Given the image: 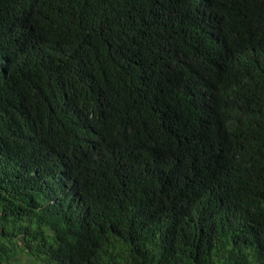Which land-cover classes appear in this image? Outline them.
<instances>
[{"label":"trees","instance_id":"16d2710c","mask_svg":"<svg viewBox=\"0 0 264 264\" xmlns=\"http://www.w3.org/2000/svg\"><path fill=\"white\" fill-rule=\"evenodd\" d=\"M264 264V0H0V264Z\"/></svg>","mask_w":264,"mask_h":264},{"label":"rangeland","instance_id":"374dc122","mask_svg":"<svg viewBox=\"0 0 264 264\" xmlns=\"http://www.w3.org/2000/svg\"><path fill=\"white\" fill-rule=\"evenodd\" d=\"M12 264H45L41 261L35 260L31 256H29L26 253H20L18 255V259L16 261H13Z\"/></svg>","mask_w":264,"mask_h":264}]
</instances>
